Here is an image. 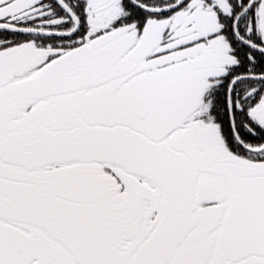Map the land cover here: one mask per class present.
<instances>
[{
  "label": "snow or ice",
  "instance_id": "1",
  "mask_svg": "<svg viewBox=\"0 0 264 264\" xmlns=\"http://www.w3.org/2000/svg\"><path fill=\"white\" fill-rule=\"evenodd\" d=\"M0 264H264V0H0Z\"/></svg>",
  "mask_w": 264,
  "mask_h": 264
}]
</instances>
